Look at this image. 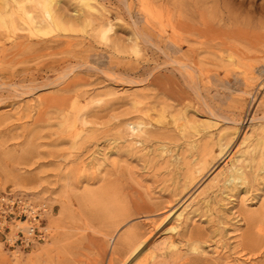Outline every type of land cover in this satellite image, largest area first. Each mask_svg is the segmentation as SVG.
<instances>
[{"label": "rangeland", "instance_id": "rangeland-1", "mask_svg": "<svg viewBox=\"0 0 264 264\" xmlns=\"http://www.w3.org/2000/svg\"><path fill=\"white\" fill-rule=\"evenodd\" d=\"M49 1L0 0V191L47 211L0 264H264V0Z\"/></svg>", "mask_w": 264, "mask_h": 264}, {"label": "built area", "instance_id": "built-area-1", "mask_svg": "<svg viewBox=\"0 0 264 264\" xmlns=\"http://www.w3.org/2000/svg\"><path fill=\"white\" fill-rule=\"evenodd\" d=\"M46 212L41 203L32 201L22 191L10 188L0 191V227H7L8 223L16 227L13 241L28 245L43 240L45 237L43 218Z\"/></svg>", "mask_w": 264, "mask_h": 264}, {"label": "bare ground", "instance_id": "bare-ground-1", "mask_svg": "<svg viewBox=\"0 0 264 264\" xmlns=\"http://www.w3.org/2000/svg\"><path fill=\"white\" fill-rule=\"evenodd\" d=\"M36 3H37V5L39 6V8H40V10H41V12L45 15V18L48 20V22L46 21V23L48 24V27H54V28H62L63 27V24L61 23V21L58 19V17H56L55 15H54V13H53V11H52V9H51V4H50V1L49 0H36ZM53 8V7H52ZM29 12H24V14H25V17L29 20L28 22H30L31 24L30 25H32V27L34 28V29H38V27L37 26H35L34 24H33V19H32V17L28 14ZM24 17V18H25ZM1 21V24L4 22L3 20H0ZM39 30V29H38ZM137 124V123H136ZM139 124V123H138ZM133 125V124H132ZM134 127H136L135 125H134ZM243 173H242V171L238 168V170H237V172L235 173V172H233V173H230V175H229V177L225 180V181H228V182H234L236 179L237 180H242L244 177H243ZM189 183V182H188ZM182 215V213L180 212V213H178L177 215H176V217H180ZM48 218V217H47ZM51 218V217H50ZM51 220V219H50ZM49 222V221H48ZM51 223L54 225V226H58L60 223H61V220H60V218H58V217H56L55 216V218H52V220H51ZM177 226H176V224H170L169 225V227H168V230H174L175 228H176ZM254 227V226H253ZM47 228V227H46ZM250 228H252V227H250ZM255 228V227H254ZM250 230H252V229H250ZM259 230V229H258ZM261 230V229H260ZM254 232V231H253ZM256 232V231H255ZM253 234H255V233H252L251 231H248V233H247V235H246V237H244V238H246V241L244 240V242L247 244V243H251L252 242V244H253V242L255 243L256 242V240H257V238H256V235H255V237H254V235ZM257 234V233H256ZM261 236H262V234H261ZM256 238V239H255ZM260 239L259 240H261V238H264V236H262V237H259ZM259 240H257V241H259ZM142 242L143 241H138V242H133V244H131L130 245V247H128L129 248V250H128V256L129 255H131V254H133V253H135L136 251H138V249H139V247L141 246V244H142ZM261 242H264V241H262L261 240ZM257 243V242H256ZM171 244V243H170ZM193 244V243H192ZM173 245V244H172ZM174 245H175V243H174ZM253 245H255V244H253ZM259 245V244H258ZM190 246H191V244H190ZM199 247V246H198ZM197 246H195V245H192L191 246V250H193V251H199V250H197V248H198ZM145 248V247H144ZM142 253V252H141ZM139 254V253H138ZM138 254H136V255H138Z\"/></svg>", "mask_w": 264, "mask_h": 264}]
</instances>
